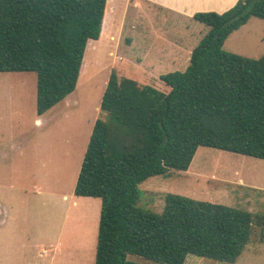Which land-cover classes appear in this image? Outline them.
<instances>
[{
  "label": "trees",
  "instance_id": "1",
  "mask_svg": "<svg viewBox=\"0 0 264 264\" xmlns=\"http://www.w3.org/2000/svg\"><path fill=\"white\" fill-rule=\"evenodd\" d=\"M107 0H0V74L35 73L38 116L77 87L90 42L103 31ZM209 32L189 66L161 76L168 93L112 72L74 194L101 199L95 264H185L189 255L235 264L264 216L168 194L162 213L139 207V185L189 170L199 148L264 161V55L224 49L264 0L193 17Z\"/></svg>",
  "mask_w": 264,
  "mask_h": 264
},
{
  "label": "rangeland",
  "instance_id": "2",
  "mask_svg": "<svg viewBox=\"0 0 264 264\" xmlns=\"http://www.w3.org/2000/svg\"><path fill=\"white\" fill-rule=\"evenodd\" d=\"M137 1L143 7L129 9L119 50L90 42L75 92L45 116L37 114L35 73L0 74V264H95L102 201L96 199L99 209L92 208L91 199L77 198L74 190L93 126L104 117L99 108L106 83L112 72L138 78L147 73L148 85L168 93L161 76L184 72L191 52L209 32L189 14L191 9ZM174 1L166 3L176 5ZM194 2L199 9L207 5ZM103 30L106 34V27ZM174 42L181 44L184 62L178 64L171 56L166 66L160 64L157 47H170L167 53ZM145 43L155 46L147 50L150 55L144 52ZM224 49L251 59L262 57L264 20L251 18L231 34ZM152 74L159 80L149 79ZM39 119L44 123L39 125ZM139 193V207L155 213H162L165 197L174 194L264 216V161L199 148L188 171L150 178L139 185ZM258 230L235 264H264V232L261 236ZM185 264L227 263L189 255Z\"/></svg>",
  "mask_w": 264,
  "mask_h": 264
},
{
  "label": "crops",
  "instance_id": "3",
  "mask_svg": "<svg viewBox=\"0 0 264 264\" xmlns=\"http://www.w3.org/2000/svg\"><path fill=\"white\" fill-rule=\"evenodd\" d=\"M142 1H144L145 3H148V4L151 2L164 4L166 7L178 9L181 11H183V8L184 9H191L192 12H190L189 14L194 17V15L198 12H217L220 14L224 13V12L228 11L229 9H231L239 0H198V2L206 3L207 5L213 4L212 8L208 7L206 5V6H204L203 9H199V6L195 5L196 2H194V0H192V2H191V0H175L174 2L176 3V5L172 2L166 3L167 0H142ZM223 4H227V7L221 8V6ZM131 6L135 7V8L143 7L142 5H140V3L137 0H107V10H106L105 21H104V26H103V28L106 27V34H103L104 33V30H103L102 34H101V38L98 41L99 44L105 45L106 47L114 49V51H116L117 49L119 50V39L122 36V34L125 33V31H126V26L128 23V20H127L128 19V13H129V9L131 8ZM145 6H149V5L145 4ZM103 35H106V36L103 38ZM144 40L150 41L147 36L144 37ZM157 40L160 41L161 39L158 37ZM128 41L129 42L132 41V44H133L134 40L131 38ZM154 41H155V39H154ZM153 45H151V43L149 45L145 43V45H144L145 54H149V53H147V50L151 49L153 51V49H155L154 48L155 46H153ZM180 45L181 44L175 43V48L172 49V51L168 50L167 53L165 52V50L169 49L170 47L165 48L163 45H161L160 47H157V49H158L157 50V56H158L157 58L161 59V60H159V63L165 64V66H166L167 65L166 60L168 58H170L171 56H172V58H170V60H173L175 58L176 61L178 62V64L183 63L184 59L181 60L180 52L182 50L180 51V49H181ZM189 60H190V58H189ZM187 61H188V58H187ZM144 66L145 65L143 64V67ZM145 70L151 71L150 67H147ZM142 71L145 72L144 70H142ZM1 74H3V73H1ZM162 74L163 73H157L158 76H160ZM119 77L130 78V79L136 80L141 86H144V85L145 86H151V85L147 84V83H149V81L146 82V80H145V78L147 77V73H145L144 75L142 74V77H139V78L136 76H131L129 74V72L127 73V75L119 76ZM159 78L160 77L156 78V74H155V75L151 76V78H149V79L159 80ZM68 96L61 103L66 102ZM68 101L69 100H67V102ZM40 117H43V116H40ZM38 123H40L39 125L43 124L44 119H39ZM63 198H64V200L68 199L67 196H64ZM77 198H82V197H77ZM83 198L91 199V201H89V204L92 205V208L99 209V203H98V201H96V199H98V198H90V197H83ZM75 204H77V203L75 202ZM97 214H99V212H97ZM44 253H45V251H44Z\"/></svg>",
  "mask_w": 264,
  "mask_h": 264
}]
</instances>
